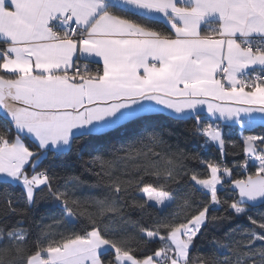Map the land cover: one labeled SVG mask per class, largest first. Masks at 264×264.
<instances>
[{
	"label": "snow or ice",
	"instance_id": "1",
	"mask_svg": "<svg viewBox=\"0 0 264 264\" xmlns=\"http://www.w3.org/2000/svg\"><path fill=\"white\" fill-rule=\"evenodd\" d=\"M0 264H264V0H0Z\"/></svg>",
	"mask_w": 264,
	"mask_h": 264
},
{
	"label": "trees",
	"instance_id": "2",
	"mask_svg": "<svg viewBox=\"0 0 264 264\" xmlns=\"http://www.w3.org/2000/svg\"><path fill=\"white\" fill-rule=\"evenodd\" d=\"M158 26L164 27V25L159 22H158ZM166 126L172 128L174 132L179 133V142L182 147H186L189 151H200V147H199L200 141L193 139L188 132L184 131L185 126L183 124L173 121V122H169ZM225 131L230 132V139H236L239 135L238 127L233 129V128H229L228 126H226ZM176 140H177V137L173 136L170 142L175 143ZM217 156H218V153L215 151V149H212L210 152L206 154V158H215ZM232 159L233 157L231 156L227 157V161L229 163L232 161ZM77 171H79V169H77ZM221 195H224V193H221ZM221 212H222V209H221ZM235 223H239L243 227H250L249 223L246 220L233 222V224ZM233 224H226L224 228L220 229L219 232H216V235H223V232L226 231L228 227L233 226ZM207 250H208V245L205 243L203 247L201 248V252H205Z\"/></svg>",
	"mask_w": 264,
	"mask_h": 264
}]
</instances>
